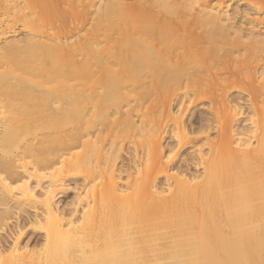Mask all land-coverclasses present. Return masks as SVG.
<instances>
[{"label": "bare ground", "instance_id": "6f19581e", "mask_svg": "<svg viewBox=\"0 0 264 264\" xmlns=\"http://www.w3.org/2000/svg\"><path fill=\"white\" fill-rule=\"evenodd\" d=\"M225 1L264 13V0H0V264H264V18ZM232 89L249 97L245 141ZM203 101L218 142L163 159L164 125L178 151L199 139L172 103ZM78 176L84 195L59 212ZM29 181L47 185L37 197ZM26 205L41 250L20 245Z\"/></svg>", "mask_w": 264, "mask_h": 264}, {"label": "rangeland", "instance_id": "374dc122", "mask_svg": "<svg viewBox=\"0 0 264 264\" xmlns=\"http://www.w3.org/2000/svg\"><path fill=\"white\" fill-rule=\"evenodd\" d=\"M213 1H215V0H213ZM212 3L213 2H211V4H210L211 6H212ZM230 3H231L230 6L228 8H226V1H225V3L220 8V12L221 11L222 12L227 11V13H230L232 15V13H234L233 11L245 10V11L251 13V16L249 17L250 19L252 17H253L252 19H256V18L257 19H261V18L263 19L264 18V15H263L264 13H257L256 14V11H254V8L251 7V5H247V4L240 5L239 1L230 2ZM217 10L219 11V9H217ZM252 15H254V16H252ZM24 35H25V33H19V34H17V36L14 39H17V40L22 39L24 37ZM74 38H75V36L72 39H74ZM261 69L262 68H260V67H258V68L256 67V69L255 70L253 69L254 71H252V72H254V73H252V75L253 74L255 75V78L257 81L261 80V76H260ZM225 104H226L225 106L228 107V110L230 109L229 111H231L233 114L236 113V118L233 119L234 121L232 123V128L235 131V133L237 134V136H240V137L235 136L236 139L235 138L234 139L236 141L239 138H240L239 140H242V141L247 140L246 139L247 135L250 136V131L252 129V124L248 120L252 119V118H250L251 116L253 117L252 112L248 110L249 109L248 107L250 106L248 94L242 92L239 89H232L225 96ZM210 105H211V103L209 101H203V102H199V103H197L191 107L188 106V108L186 110L185 109L182 110L183 111L182 113L174 114L177 107H175V104L172 103V110H171L172 114L175 116L179 115V117L181 118L180 121H181V123L185 129L187 127L189 128V126H191L193 132L189 134V137L190 138L198 137L199 139L197 142L190 143L189 145L187 144L181 151H178V148H175V147H177V146H175L176 143L172 138L173 132L176 131L174 124L168 123L169 124V125L167 124L168 126L164 125L165 126V129L163 127L164 133H162L161 140H160V146L164 152V156H163L164 158L163 159H166L168 156H170V154L171 155L176 154L178 156L177 159L180 158L179 161H182L181 159L190 160L193 156L196 157V155L198 154V151L201 152L202 155H206V153L208 152V149H209L208 143H216V141L218 140L217 132H216V125H215L216 123H211V122H213V118L211 115L212 112L210 110ZM147 106L149 107V104H145V106L142 109L143 112L144 111L147 112V110H146L148 108ZM185 106H187V105H185ZM145 107H147V108L145 109ZM227 107H226V109H227ZM241 113H243L244 115L242 114L243 116H241ZM244 136H245V138H243ZM250 144H252V146H254L255 143L252 141ZM107 147H108V145H104L105 149H107ZM120 147H122L123 151L120 152V159L118 161V167H122L123 165L127 164L129 153H131L130 150L132 149V145L126 143ZM81 151H82V148H79L78 150H76L77 153L81 152ZM189 172H190L189 174H192L193 176H200L202 174V169H194V167H193L189 170ZM122 179L125 180L124 177ZM73 181H75V182H73ZM160 181H161V183L158 187H160L159 189H162V187L164 189V186L161 185L162 181H164V179H161ZM41 185H42L41 187H38L36 185V182L29 181V186L32 189H34V194L37 195V197L39 194H41L43 192L42 187H45L47 184L43 183ZM82 185H83V178L79 177V176L75 177V178H70V180L68 178L66 180L65 186H64L65 191L60 192L54 199V206L59 210V212H65V213L67 212L68 213L71 202H73L78 196L82 197L84 195L85 190L82 188ZM24 208H25L26 212L21 215V216H23V218H20V220H22V221L25 220L24 230L30 229V231L28 232V235L23 239V241L21 239L20 245H21V247H25L27 245L28 249H34L36 251L41 250L43 245H44V240H45L44 234L35 232V230L32 229V225H31L32 221H29V220L33 219L32 217H33L34 213L31 212L32 210L29 208V206L26 205V206H24ZM12 211H13V217L15 218L16 217L15 213H18V212L15 209ZM66 216L69 217V215H66ZM14 223H15V220H13V218H11V220H9V222L7 224L9 227H12L14 225ZM65 228L69 229L66 226H65ZM6 237H8L7 233L0 231V238H6ZM36 240H37V242H35ZM11 243L12 242L10 240L6 243L7 251L10 250ZM161 253L162 252L151 253V254H149V258L147 257L148 253L141 254L143 257H145V255L147 257V258L145 257V260H142L141 264H143V263L147 264V262H148V264L149 263L150 264H172V263L175 264L178 262V260H177L178 257L171 256V255L165 256V253H167V252H165L164 255ZM141 255H137V256L141 257ZM170 256L175 258V259L169 258ZM150 257H151V259H150ZM139 261L141 262V260H139ZM179 261H180V259H179ZM169 262H171V263H169Z\"/></svg>", "mask_w": 264, "mask_h": 264}]
</instances>
